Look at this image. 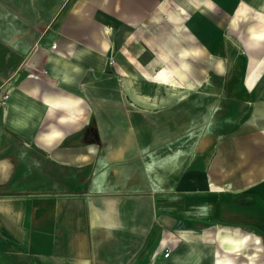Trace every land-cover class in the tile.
<instances>
[{"label": "crops", "instance_id": "obj_1", "mask_svg": "<svg viewBox=\"0 0 264 264\" xmlns=\"http://www.w3.org/2000/svg\"><path fill=\"white\" fill-rule=\"evenodd\" d=\"M215 1L233 13L228 34L210 0H73L60 8L54 31L5 79L12 87L0 102V264H264V116L238 129L253 99L247 64L234 65L247 61L240 44L251 52L264 42V0ZM252 7L262 18L242 25ZM152 14L171 50L148 35ZM138 43L139 55L148 45L154 56L141 61ZM190 54L204 67L196 75L214 61L224 86H190L177 61ZM110 57L123 82L100 86ZM146 79L152 85L138 84ZM200 85L224 93L217 115L203 122L201 149L175 183L160 173L157 184L145 158L164 155L154 144L173 136L146 132L139 118L133 129L122 107L100 111L108 98L100 94L114 93L127 108L171 105L168 125L178 132L179 94ZM101 118L102 133L85 131Z\"/></svg>", "mask_w": 264, "mask_h": 264}, {"label": "rangeland", "instance_id": "obj_2", "mask_svg": "<svg viewBox=\"0 0 264 264\" xmlns=\"http://www.w3.org/2000/svg\"><path fill=\"white\" fill-rule=\"evenodd\" d=\"M72 1L73 0H0V86L7 77L10 75L12 76L19 71L20 67L24 65L23 63L29 56L35 44L42 43L43 40L48 37V33L50 31H54V21L55 18L59 16L60 8L73 3ZM210 5L216 13L223 17L224 22H222V25L225 27L226 24V33H230L228 29L230 28L229 21L233 16L232 11L231 13L228 12L220 4H217L215 0H210ZM167 6L168 9L170 8V10H175L171 4ZM249 10H247L249 16L246 19L244 18L241 20L242 25H246L256 16L262 18L263 12L260 11L259 7L258 9L252 7ZM145 27L151 38L153 37L158 40H162L163 45H166V47L171 50L170 47H172V45L169 43L170 40L168 39V35L166 33L167 28L157 19L155 15L152 14L148 18L145 23ZM234 35H236V37L238 36L237 31L236 33L234 32ZM137 47L139 49L137 50L136 55L139 59H141V61L145 62L154 56L153 50L148 45L145 46V49H143L140 55L139 51L142 49V46L138 43ZM239 51L243 56H245L247 61H234V65L241 68V66L247 64V73H245L244 82L246 84V88L252 96L251 98L253 99L251 102L252 104L239 116L241 123L239 124L238 129L245 131V129L249 126V120L251 117L264 116V42L253 45L251 52L242 43L239 45ZM44 60H46V58L41 59V61ZM177 61L179 64L185 66V70L190 73L189 76L185 71L189 77L188 81H190V86L198 85V82L200 84H204V82L202 83L203 80L208 81L205 84L209 87V90H214V87L211 84L224 86L223 74L218 73L214 61L210 62L209 70H206L205 73L201 72L198 75H196V69H204L200 60L198 61L190 54L188 58H177ZM224 63L226 68L227 62ZM179 79L182 83V87V85L185 84L183 83L184 80L181 78ZM235 80V84L240 85V82L237 81L238 79L236 78ZM122 82V77L119 76V72L117 71V63L113 57H110L107 65L99 72L98 84L100 86H117ZM9 83L10 82H8V85ZM140 83L143 87L152 85V82L147 79L141 80L138 84ZM157 84L166 86L165 82H157ZM257 85L262 86L263 92H259V94L254 96L256 94L255 89ZM200 86L201 88L194 89L191 93L179 92L178 109L174 110V115L178 114L180 121L177 130L178 132H176L174 128H170V125H168V122L172 117L170 111L171 105L160 108H145V106L139 107L140 105L138 106L137 104L128 103L127 108L123 106L121 102H116L117 98L114 93L100 94L104 97L108 96L106 100H100V111H105L107 108L110 111H112V109L115 110L116 113L117 109L122 107L121 112L125 118L128 119L129 116L131 117L133 129L134 127L137 128L139 126V118L140 122H143V125L140 126L146 132H158L161 135L164 134L168 138H170L171 135L173 136L172 141L162 140L154 144L155 149H163L162 153L164 155H156L145 158L148 165L155 170V172L152 173V178H155L154 181L157 184H159L160 181V177L157 174L160 173L170 174V180L175 183V179L180 177L181 172L188 165H190V161L201 149L200 143L205 132L203 122L207 121L205 119H207L209 115L213 117L214 115H217L218 97L223 96L224 93L220 92L216 94H209L208 89L204 87V85ZM187 87L190 88L189 86ZM161 92L164 93L163 90H161ZM161 92L160 97L162 95ZM188 116L191 117L192 120H190L191 128L189 125L184 123L186 120L185 118ZM115 118L118 119V116ZM99 121L100 123L98 125L94 122L91 126L88 125L85 131L87 132L92 130L94 132L102 133V131H104L103 128H105L103 124L101 125L103 119L101 118ZM113 127H116V125H113ZM102 143L105 142H101V144ZM167 150L169 153H167ZM125 159L128 158H121L120 161ZM117 160H119V158H117ZM186 195L187 193H184L182 197L183 199L178 201V211L180 213L186 208ZM181 227L184 226L180 224V229H182ZM187 227L190 228V226ZM177 243L181 245L180 247L185 245V242L182 240H178Z\"/></svg>", "mask_w": 264, "mask_h": 264}, {"label": "built area", "instance_id": "obj_3", "mask_svg": "<svg viewBox=\"0 0 264 264\" xmlns=\"http://www.w3.org/2000/svg\"><path fill=\"white\" fill-rule=\"evenodd\" d=\"M53 47L55 48V44ZM6 83H7L6 80H4V82L0 86V102L2 100L9 98V96H10L9 90L11 89L12 86H7ZM169 254H170V250H166L165 256H168Z\"/></svg>", "mask_w": 264, "mask_h": 264}, {"label": "bare ground", "instance_id": "obj_4", "mask_svg": "<svg viewBox=\"0 0 264 264\" xmlns=\"http://www.w3.org/2000/svg\"><path fill=\"white\" fill-rule=\"evenodd\" d=\"M184 54V56H186V54L185 53H183ZM183 56V55H182ZM182 65V64H181ZM181 67V66H180ZM182 67H184L183 65H182ZM180 78L182 79V80H184L186 77H185V73H184V71L183 70H180ZM178 80H176V82H175V84H177L178 85V87H180V85H181V82H180V79L179 78H177ZM187 80V79H186ZM152 98V100H154V97H151ZM155 101V100H154Z\"/></svg>", "mask_w": 264, "mask_h": 264}, {"label": "snow or ice", "instance_id": "obj_5", "mask_svg": "<svg viewBox=\"0 0 264 264\" xmlns=\"http://www.w3.org/2000/svg\"><path fill=\"white\" fill-rule=\"evenodd\" d=\"M262 38H264V37H262Z\"/></svg>", "mask_w": 264, "mask_h": 264}]
</instances>
